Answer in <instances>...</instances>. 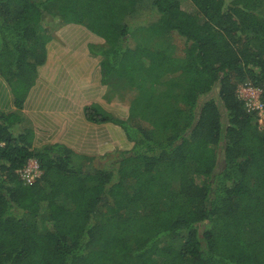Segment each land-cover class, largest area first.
<instances>
[{"label": "trees", "instance_id": "1", "mask_svg": "<svg viewBox=\"0 0 264 264\" xmlns=\"http://www.w3.org/2000/svg\"><path fill=\"white\" fill-rule=\"evenodd\" d=\"M58 23L103 37L102 82L134 89L127 118L85 106L133 142L102 165L35 147L24 116ZM0 74L15 96L0 111V264H264V129L238 94L250 82L264 106V0H0Z\"/></svg>", "mask_w": 264, "mask_h": 264}, {"label": "crops", "instance_id": "2", "mask_svg": "<svg viewBox=\"0 0 264 264\" xmlns=\"http://www.w3.org/2000/svg\"><path fill=\"white\" fill-rule=\"evenodd\" d=\"M83 28L78 23L53 26L51 38L44 44L45 61L37 67L23 112L34 127L35 147L62 143L105 162L107 155L131 149L133 142L113 122L88 120L85 106L96 103L116 117L127 118L134 89L115 74L102 82L104 56L92 52L90 43L103 47L106 40L93 32L87 35ZM117 84L124 89H117ZM14 109V93L0 74V111Z\"/></svg>", "mask_w": 264, "mask_h": 264}, {"label": "built area", "instance_id": "3", "mask_svg": "<svg viewBox=\"0 0 264 264\" xmlns=\"http://www.w3.org/2000/svg\"><path fill=\"white\" fill-rule=\"evenodd\" d=\"M261 93L262 90L253 86L250 82L241 84L238 88V94L241 98L246 100L248 110L257 111L259 114V125L264 129V106L261 102ZM21 174L27 182L32 181L41 174L38 162L33 161L28 163L21 170Z\"/></svg>", "mask_w": 264, "mask_h": 264}, {"label": "rangeland", "instance_id": "4", "mask_svg": "<svg viewBox=\"0 0 264 264\" xmlns=\"http://www.w3.org/2000/svg\"><path fill=\"white\" fill-rule=\"evenodd\" d=\"M151 7L149 6V7H147V9H144L143 11H141V13L142 14H140L139 16H136V17H131L132 19H137L136 21L138 22V23H140L143 19L145 20V19H147V17H146V14L147 13H149V12H151ZM58 24H60V23H58ZM82 27H84V25H82ZM51 28H53V27H51ZM86 29H87V31H86V29H84L83 28V30H85V32L87 33V35H91V33H92V31H89L88 30V28L87 27H85ZM176 37H177V42L176 43H179V44H181V45H183L184 43L182 42L183 41V39L181 38V37H179V36H177L176 35ZM103 38V37H102ZM90 44H93V43H90ZM93 45H96V44H93ZM95 49V48H94ZM96 51V50H95ZM29 76V72L27 73V77ZM28 80H29V78H28ZM26 86H28L27 85V78L26 79H24V81H22L21 83H19V85H18V90H19V92H20V94H22L23 92H24V90H25V88H26ZM219 89H220V85H219V83H216L215 84V86H214V88H213V91L210 93V95H212V96H215L219 101H220V99H219ZM128 150V149H127ZM102 159V160H101ZM103 158H95L92 162H93V165H102L101 163H104L103 162ZM33 161H36L37 162V160L36 159H32V160H30V162L29 163H31V162H33ZM222 161V158H220V162Z\"/></svg>", "mask_w": 264, "mask_h": 264}]
</instances>
